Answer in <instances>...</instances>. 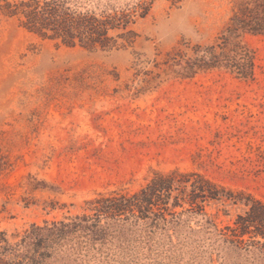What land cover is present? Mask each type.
Returning <instances> with one entry per match:
<instances>
[{
  "label": "rangeland",
  "instance_id": "rangeland-1",
  "mask_svg": "<svg viewBox=\"0 0 264 264\" xmlns=\"http://www.w3.org/2000/svg\"><path fill=\"white\" fill-rule=\"evenodd\" d=\"M244 1L154 0L110 33L116 45L106 50L42 38L0 13V264L263 260L256 246L222 239L246 210L226 199L205 213L177 207L152 233L128 218L107 240L25 238L33 224L92 215L86 202L99 193L133 194L175 168L264 200V33L239 38L254 54V78L225 67L182 77L168 66L178 48L190 55L187 45L219 43Z\"/></svg>",
  "mask_w": 264,
  "mask_h": 264
},
{
  "label": "trees",
  "instance_id": "trees-1",
  "mask_svg": "<svg viewBox=\"0 0 264 264\" xmlns=\"http://www.w3.org/2000/svg\"><path fill=\"white\" fill-rule=\"evenodd\" d=\"M154 0H0V13L15 18L20 27L41 36L58 39L66 46L90 50L110 49L116 45L114 30H127L139 17H145ZM132 32V30H128ZM242 32L264 33V0H247L239 4L230 17L219 43L181 49L172 54L169 67H179L178 74L190 77L201 70L225 67L241 78H254L255 58L243 44ZM232 200L246 206L233 225L220 231L223 240L235 245L256 246L264 254V200L245 191L226 188L214 178L197 170L178 168L155 172L133 194L99 193L88 200L92 215L69 217L43 227L33 224L25 238L29 240H107L115 222L125 219L142 221L154 229L169 225V215L190 211L205 213L211 201ZM106 220V221H104ZM47 223V222H46ZM27 240V239H26ZM251 264H264V256Z\"/></svg>",
  "mask_w": 264,
  "mask_h": 264
}]
</instances>
